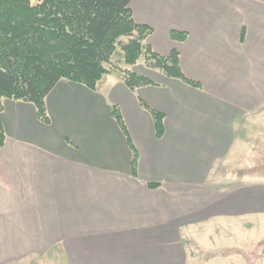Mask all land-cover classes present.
I'll return each instance as SVG.
<instances>
[{"label": "crops", "instance_id": "0c3cea01", "mask_svg": "<svg viewBox=\"0 0 264 264\" xmlns=\"http://www.w3.org/2000/svg\"><path fill=\"white\" fill-rule=\"evenodd\" d=\"M129 8L151 28L150 48L176 50L199 87L144 66L131 68L152 83L135 91L114 72L95 90L60 79L45 97L48 123L32 103L4 99L0 264H264V180L252 176L264 177V142L253 148L235 133L264 117V0H130ZM171 31L186 36L172 40ZM140 100L163 114L160 138ZM242 150L255 167L247 180H227L232 162L249 170L236 159Z\"/></svg>", "mask_w": 264, "mask_h": 264}, {"label": "trees", "instance_id": "16d2710c", "mask_svg": "<svg viewBox=\"0 0 264 264\" xmlns=\"http://www.w3.org/2000/svg\"><path fill=\"white\" fill-rule=\"evenodd\" d=\"M130 0H0V111L4 99L30 102L38 119L48 123L45 97L60 80L95 90L104 75L111 72L112 56L121 53L124 64L120 76L131 91L151 84V80L128 69L142 61L146 69L193 87L179 66L178 52L155 53L146 43L151 28L137 23L129 8ZM186 34L171 31L172 40ZM149 111L156 138L163 133L162 113ZM133 150L117 106L110 111ZM5 133L0 123V146ZM136 155L131 160L135 176ZM158 183H148L157 187Z\"/></svg>", "mask_w": 264, "mask_h": 264}, {"label": "rangeland", "instance_id": "374dc122", "mask_svg": "<svg viewBox=\"0 0 264 264\" xmlns=\"http://www.w3.org/2000/svg\"><path fill=\"white\" fill-rule=\"evenodd\" d=\"M134 66L138 69L141 66H143V63H142V61L139 60L138 63ZM134 66H129L128 69H131V67H134ZM124 67L125 66L122 63L121 53L118 50V52H116L111 58L109 69L112 70L111 72L120 74L121 70H123ZM256 118H258V116ZM259 119L260 120H259V122H257L256 125H250L248 123H247V125H249V126H243V127L240 126L239 127V125H237V127L235 129L236 139L237 140H238V138L247 139L248 144L253 146V148H255L256 146H259L261 141L264 142L262 139L259 138V135H264V129H263L264 117H260ZM256 121H258V119ZM246 156H247V153L245 150H242V151L236 153V159H237V161L240 162V166L243 168L249 169V170H247L246 172L241 171L240 173H238L235 170H232L233 168H235V165L238 164V162L237 163H236V161L232 162V164H230V166H232V169L228 168V170H226L223 173V176L227 180H232L233 182H237L240 179L247 180V174L251 173L250 171L253 167H255V164H252L251 162H247L245 160ZM257 162H260V159ZM261 164L262 163L260 162V165ZM258 165H259V163H258ZM254 171L252 172L253 173L252 176H253L254 180H259V181L264 180V177H258V176H260L259 172H254ZM194 254H195L196 258L199 255L200 259H204L206 256L205 252H198L196 249L194 251ZM248 259L249 258L245 259V257H240V264H253L252 261L249 262ZM57 260L58 259H56V258H49V259L27 258V259L17 261L14 263H10V264H58ZM62 264H64V263H62Z\"/></svg>", "mask_w": 264, "mask_h": 264}]
</instances>
